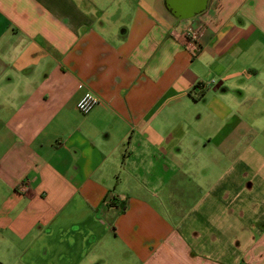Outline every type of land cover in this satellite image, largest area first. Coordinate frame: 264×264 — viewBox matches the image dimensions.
I'll return each mask as SVG.
<instances>
[{
	"label": "crops",
	"instance_id": "1",
	"mask_svg": "<svg viewBox=\"0 0 264 264\" xmlns=\"http://www.w3.org/2000/svg\"><path fill=\"white\" fill-rule=\"evenodd\" d=\"M202 1L0 0L7 264H264V0Z\"/></svg>",
	"mask_w": 264,
	"mask_h": 264
},
{
	"label": "built area",
	"instance_id": "2",
	"mask_svg": "<svg viewBox=\"0 0 264 264\" xmlns=\"http://www.w3.org/2000/svg\"><path fill=\"white\" fill-rule=\"evenodd\" d=\"M99 102V98L94 95L91 92H87L85 95H83L81 97V99L78 101L77 106L78 109L82 112V113H89L90 111H92V109L96 106V104ZM19 190L21 192H26L29 190L30 186L28 182H24L21 183L18 186Z\"/></svg>",
	"mask_w": 264,
	"mask_h": 264
},
{
	"label": "water",
	"instance_id": "3",
	"mask_svg": "<svg viewBox=\"0 0 264 264\" xmlns=\"http://www.w3.org/2000/svg\"><path fill=\"white\" fill-rule=\"evenodd\" d=\"M207 0H203L199 5L184 6L176 9L181 18L190 17L200 11H202L206 5Z\"/></svg>",
	"mask_w": 264,
	"mask_h": 264
},
{
	"label": "rangeland",
	"instance_id": "4",
	"mask_svg": "<svg viewBox=\"0 0 264 264\" xmlns=\"http://www.w3.org/2000/svg\"><path fill=\"white\" fill-rule=\"evenodd\" d=\"M119 1H126V0H119ZM2 256H4V253H3V250H0V261L1 262L4 261L5 262L4 264H7L6 261L3 259ZM1 262H0V264H2Z\"/></svg>",
	"mask_w": 264,
	"mask_h": 264
}]
</instances>
